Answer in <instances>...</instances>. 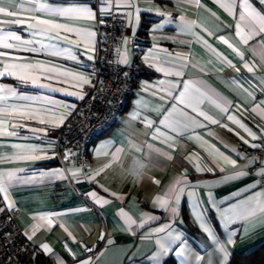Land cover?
Returning <instances> with one entry per match:
<instances>
[{
  "label": "crops",
  "instance_id": "0c3cea01",
  "mask_svg": "<svg viewBox=\"0 0 264 264\" xmlns=\"http://www.w3.org/2000/svg\"><path fill=\"white\" fill-rule=\"evenodd\" d=\"M40 2L52 8L87 7L95 19L20 11V19L32 16L69 26L75 32L61 31V36L74 43L49 39L26 24L0 23V37L16 33L21 41H32L9 39L7 43L15 47L0 48L9 53L0 57V71L5 63L39 64L89 81L39 69H32L41 77L37 84L0 76V86L16 91L0 102V108L7 109L0 112V175L15 176L0 192V209H11L30 241V260L229 264L234 254L246 255L264 243V213L248 214L257 200L264 202L260 185L264 162L242 152L243 146L264 143V33L259 32L261 21L249 15L254 10L264 17V4L259 0ZM15 3L13 11L22 0ZM114 13L127 35L119 61L132 63L141 54L146 73L117 123L94 142L89 165H63L57 131L74 115L91 84L87 66L99 54L103 20ZM12 19L0 14V21ZM89 32L93 35L76 34ZM53 51L62 54L51 55ZM49 75L54 78H44ZM182 92L183 103L177 99ZM24 156L34 158H20ZM221 245L227 258L217 251ZM197 256L202 259L197 261Z\"/></svg>",
  "mask_w": 264,
  "mask_h": 264
},
{
  "label": "built area",
  "instance_id": "2783aa9c",
  "mask_svg": "<svg viewBox=\"0 0 264 264\" xmlns=\"http://www.w3.org/2000/svg\"><path fill=\"white\" fill-rule=\"evenodd\" d=\"M120 17H106L100 30L99 54L87 67L92 81L74 115L57 131V153L63 165L87 167L94 142L113 127L123 113L129 96L146 73L147 63L138 54L132 63H121L118 52L123 38ZM245 155L264 162V143L253 148L243 146ZM264 189V176L260 181ZM32 245L17 224L9 208L0 209V264H34ZM97 249L93 248V255Z\"/></svg>",
  "mask_w": 264,
  "mask_h": 264
},
{
  "label": "snow or ice",
  "instance_id": "6c2138e0",
  "mask_svg": "<svg viewBox=\"0 0 264 264\" xmlns=\"http://www.w3.org/2000/svg\"><path fill=\"white\" fill-rule=\"evenodd\" d=\"M259 2L261 4H264V0H259ZM27 3V4H32L34 5V7L32 8H24L23 4ZM16 7V3L15 0H0V14H2L3 16L6 17H13L14 19L9 20V21H0V23H11V24H15V25H27L28 29L33 30L35 33H39L40 35H45L48 36L49 39H63L65 41H67L68 43H74L71 39H69V37L67 36H61V31L63 32H67V33H74L75 30L70 28L67 25L64 24H58L55 23L52 20H46V19H40L37 17H26L25 19H20L18 18L20 15V11H25V12H29V11H41V12H54L57 16L60 17H65V16H72L74 18H83V19H95V16L93 14V12L87 8V7H68V8H52L49 5L45 4V3H41L40 0H22V4L21 7L15 11L11 10L12 8ZM249 15L256 17L257 19H259L261 21V25L259 28V32L260 33H264V17L259 16L258 13H256L254 10H249ZM240 19L243 20L244 16L241 15ZM29 21H35L34 23H30ZM237 28V35H241V31H240V24L237 23L236 25ZM254 31V30H253ZM51 34V35H49ZM77 35H87V36H92L93 33H76ZM258 34V33H257ZM11 39V40H15V41H20L23 44H30L32 43V41L30 40H25V41H21V37L19 35H17L16 33H4L2 37H0V48H5V49H12L15 47V45L11 44V43H7V41ZM245 43H247V39L244 40ZM37 43H39V41H37ZM262 44H264V41L261 42ZM52 47L55 49L57 46L56 45H52ZM25 51H38V49H23ZM94 51V49H93ZM63 52H67V53H71V49H64ZM62 52L61 51H53L51 53V55H61ZM9 56V53L7 52H2L0 51V57H7ZM73 59H75L74 56H72ZM89 59H91V57H89ZM32 69H39L41 72H46V73H51V74H55V75H74V74H69V73H64V72H60L58 69H56L55 67H45L43 65H32V64H17V63H5L4 65V71H0V76H4V75H12L14 76L16 79L22 81V82H31L32 84H37L39 82V80L41 79V77L39 75L34 74V72L32 71ZM249 71H251V69H249ZM177 75H180V72L176 73ZM45 79H52L54 78L53 75H49V76H45ZM75 79L78 80H83L84 83H88L89 81L82 77V76H75ZM44 86V85H41ZM188 83L185 82L184 87L185 89L188 88ZM0 93H6L7 95H0V102H3L5 100H7L8 96H15L16 95V91L14 88L11 87H7V86H0ZM183 96L184 93L182 92L180 94V97H178L177 99L180 100L181 103H183ZM13 111H19L18 109H12ZM226 110V109H225ZM7 111L6 108H0V112H4ZM193 111H195V109H193ZM169 115H171V113H169ZM199 115H203V113H199ZM205 119H209L207 116H205ZM231 119V117H230ZM41 123H44V120H40ZM163 123V121H162ZM212 123H216V121H212ZM14 126V125H13ZM247 130V129H246ZM11 135H14L15 133H10ZM251 134V133H250ZM253 138L255 139V136H253ZM245 143H248V141H245ZM253 147H257V145H252ZM21 159H32L34 157H30V156H24V157H20ZM233 165L235 162H232ZM15 178L13 173H8L7 175H0V192H5L6 188H5V182H9L11 183V181ZM180 191H183V189H180ZM250 200L252 198H249ZM166 201H162L161 202V206H165ZM233 209H225V211H230ZM257 212L260 213H264V202L257 200L255 206L249 211V215H255ZM201 227L203 228V230L205 232H208L209 235H211L210 230L205 227L203 224H201ZM157 231H163V229H157ZM31 238V237H29ZM213 239H215V237H213ZM229 243H231V240H229ZM45 249L47 250V246H44ZM218 252L223 253L224 257L227 258V252L225 251L224 246H219L217 249ZM181 255H183L181 253ZM200 259H202V257L197 256L196 260L199 261ZM82 264H88L87 261L82 262Z\"/></svg>",
  "mask_w": 264,
  "mask_h": 264
},
{
  "label": "trees",
  "instance_id": "16d2710c",
  "mask_svg": "<svg viewBox=\"0 0 264 264\" xmlns=\"http://www.w3.org/2000/svg\"><path fill=\"white\" fill-rule=\"evenodd\" d=\"M142 27L147 28L148 24L143 23ZM184 216L189 225L190 223L186 210H184ZM229 264H264V243L258 245L253 251L246 255L234 254Z\"/></svg>",
  "mask_w": 264,
  "mask_h": 264
}]
</instances>
